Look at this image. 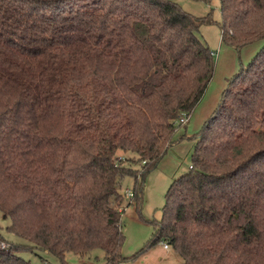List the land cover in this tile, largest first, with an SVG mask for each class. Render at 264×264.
Here are the masks:
<instances>
[{"label": "trees", "instance_id": "obj_1", "mask_svg": "<svg viewBox=\"0 0 264 264\" xmlns=\"http://www.w3.org/2000/svg\"><path fill=\"white\" fill-rule=\"evenodd\" d=\"M218 9L222 42L264 38V0ZM209 22L170 0H0V214L19 241L0 233V264L95 248L120 264L160 241L180 264H264V44L227 80L149 240L119 252L121 179L133 177L137 204L200 99Z\"/></svg>", "mask_w": 264, "mask_h": 264}, {"label": "rangeland", "instance_id": "obj_2", "mask_svg": "<svg viewBox=\"0 0 264 264\" xmlns=\"http://www.w3.org/2000/svg\"><path fill=\"white\" fill-rule=\"evenodd\" d=\"M183 11L194 16L209 14L210 22L198 27L197 35L204 41L213 53V72L204 91L192 109L184 125L176 127L173 133V143L170 144L155 166L147 171L139 180V202L135 204L128 200L125 190L133 187V177L124 176L121 179L120 191L124 197V208L120 214L121 233L123 236L119 252L122 256H130L137 252L151 237L153 222L160 218V208L164 203V193L172 179L186 171L190 155L195 143V135L204 120L215 108L227 80L240 68L246 65L260 46L264 38L235 48L220 39L218 0H170ZM118 153H120L118 151ZM131 192V191H130ZM9 223L0 214V233L9 242L17 243L18 239L5 231ZM17 255L29 264H58L55 257L49 254L36 255L34 252L19 250ZM65 264H103L102 250L95 248L79 256L71 252L64 254ZM181 258L167 246L162 247V241L150 247L135 260L121 264H180Z\"/></svg>", "mask_w": 264, "mask_h": 264}, {"label": "built area", "instance_id": "obj_3", "mask_svg": "<svg viewBox=\"0 0 264 264\" xmlns=\"http://www.w3.org/2000/svg\"><path fill=\"white\" fill-rule=\"evenodd\" d=\"M211 54H213V53L211 52ZM186 121H187V116H186L185 114H181V115L177 118V122L180 123V124H183V123H185ZM125 194H126L128 197L131 196V192H130V191L125 190ZM162 247H163V248H166L167 245L164 244V243H162Z\"/></svg>", "mask_w": 264, "mask_h": 264}, {"label": "crops", "instance_id": "obj_4", "mask_svg": "<svg viewBox=\"0 0 264 264\" xmlns=\"http://www.w3.org/2000/svg\"><path fill=\"white\" fill-rule=\"evenodd\" d=\"M121 264V263H120Z\"/></svg>", "mask_w": 264, "mask_h": 264}]
</instances>
